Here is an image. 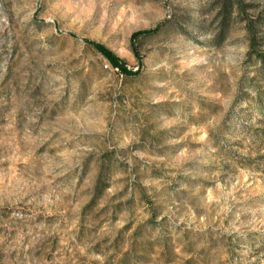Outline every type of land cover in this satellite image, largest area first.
Segmentation results:
<instances>
[{
	"label": "rangeland",
	"instance_id": "obj_1",
	"mask_svg": "<svg viewBox=\"0 0 264 264\" xmlns=\"http://www.w3.org/2000/svg\"><path fill=\"white\" fill-rule=\"evenodd\" d=\"M263 52L264 0H0V264H264Z\"/></svg>",
	"mask_w": 264,
	"mask_h": 264
},
{
	"label": "trees",
	"instance_id": "obj_2",
	"mask_svg": "<svg viewBox=\"0 0 264 264\" xmlns=\"http://www.w3.org/2000/svg\"><path fill=\"white\" fill-rule=\"evenodd\" d=\"M155 31H156V29H152V30L139 31V32L133 33L132 39L135 40L139 36L153 34ZM87 44L89 46H91L92 48H94L98 53H100L113 68L118 69L122 74H124L126 76H133L136 74V72H132L131 70H129L125 66V63L114 52H112L110 49H108L106 46H104L100 43L93 42V41H87ZM252 46H253V44H252ZM258 58L261 61V63L264 64V52L262 54H259Z\"/></svg>",
	"mask_w": 264,
	"mask_h": 264
}]
</instances>
